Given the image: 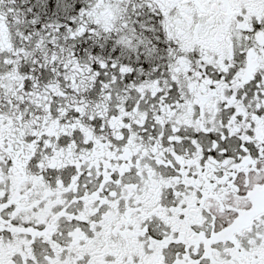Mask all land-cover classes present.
<instances>
[{
    "label": "snow or ice",
    "instance_id": "snow-or-ice-1",
    "mask_svg": "<svg viewBox=\"0 0 264 264\" xmlns=\"http://www.w3.org/2000/svg\"><path fill=\"white\" fill-rule=\"evenodd\" d=\"M0 264H264V0H0Z\"/></svg>",
    "mask_w": 264,
    "mask_h": 264
}]
</instances>
